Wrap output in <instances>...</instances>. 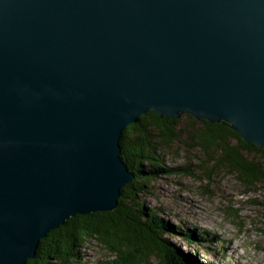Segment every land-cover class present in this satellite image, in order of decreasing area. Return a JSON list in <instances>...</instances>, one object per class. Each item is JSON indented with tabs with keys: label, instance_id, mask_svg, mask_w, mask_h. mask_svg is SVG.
Masks as SVG:
<instances>
[{
	"label": "water",
	"instance_id": "obj_1",
	"mask_svg": "<svg viewBox=\"0 0 264 264\" xmlns=\"http://www.w3.org/2000/svg\"><path fill=\"white\" fill-rule=\"evenodd\" d=\"M151 110L264 148V0H0V264L117 207Z\"/></svg>",
	"mask_w": 264,
	"mask_h": 264
},
{
	"label": "trees",
	"instance_id": "obj_2",
	"mask_svg": "<svg viewBox=\"0 0 264 264\" xmlns=\"http://www.w3.org/2000/svg\"><path fill=\"white\" fill-rule=\"evenodd\" d=\"M186 115L203 124L191 133L197 145L219 147L245 180L264 182V148L246 142L225 121L212 123ZM179 120L151 110L127 125L120 138L121 157L133 180L121 188L117 207L70 217L40 241L35 258L26 264H71L79 258L81 244L92 238L113 255L103 264H213L204 262L200 246L223 249L217 233L179 217L174 223L163 207L146 202L155 178L191 169V163L166 164L167 148L180 137L176 129ZM218 251L224 255L223 250Z\"/></svg>",
	"mask_w": 264,
	"mask_h": 264
},
{
	"label": "rangeland",
	"instance_id": "obj_3",
	"mask_svg": "<svg viewBox=\"0 0 264 264\" xmlns=\"http://www.w3.org/2000/svg\"><path fill=\"white\" fill-rule=\"evenodd\" d=\"M179 118L176 129L180 137L167 148L166 164L191 163V169L155 178L153 193L147 195L146 202L163 207L174 223L179 217L217 233V241L223 242L224 248L215 251L223 250L224 255L200 246L204 262L264 264V182L245 180L219 147L197 145L191 133L203 127L201 121L193 122L186 114ZM78 250L79 258L71 264H103L113 258L95 238L82 243Z\"/></svg>",
	"mask_w": 264,
	"mask_h": 264
},
{
	"label": "bare ground",
	"instance_id": "obj_4",
	"mask_svg": "<svg viewBox=\"0 0 264 264\" xmlns=\"http://www.w3.org/2000/svg\"><path fill=\"white\" fill-rule=\"evenodd\" d=\"M169 174V173H168Z\"/></svg>",
	"mask_w": 264,
	"mask_h": 264
}]
</instances>
